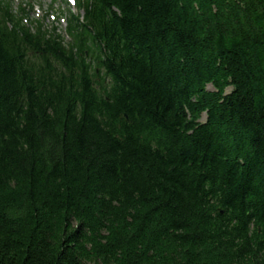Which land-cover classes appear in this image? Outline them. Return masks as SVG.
I'll return each mask as SVG.
<instances>
[{
  "label": "trees",
  "instance_id": "trees-1",
  "mask_svg": "<svg viewBox=\"0 0 264 264\" xmlns=\"http://www.w3.org/2000/svg\"><path fill=\"white\" fill-rule=\"evenodd\" d=\"M21 12L0 264H264V0H87L70 43Z\"/></svg>",
  "mask_w": 264,
  "mask_h": 264
},
{
  "label": "rangeland",
  "instance_id": "rangeland-1",
  "mask_svg": "<svg viewBox=\"0 0 264 264\" xmlns=\"http://www.w3.org/2000/svg\"><path fill=\"white\" fill-rule=\"evenodd\" d=\"M35 2H38L40 5H42L43 10H48L50 8L51 5H53L56 9H60V10H66L67 6L63 3H61L60 0H33ZM53 13V12H52ZM54 14L59 15V18L62 16L60 15V13H56L54 12ZM66 15H63L64 18ZM50 19V18H49ZM47 24L50 26L52 24V20H46ZM66 23H63V20H59V22H56L55 26H57L60 30V32L64 33L65 28H66ZM210 89H212L210 87ZM206 120V116L204 115L202 118V121L204 122Z\"/></svg>",
  "mask_w": 264,
  "mask_h": 264
}]
</instances>
